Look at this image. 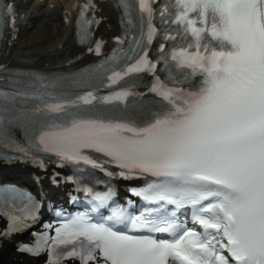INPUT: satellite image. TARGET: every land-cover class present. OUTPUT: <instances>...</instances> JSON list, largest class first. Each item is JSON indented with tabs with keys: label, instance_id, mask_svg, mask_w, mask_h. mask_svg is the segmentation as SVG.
Returning a JSON list of instances; mask_svg holds the SVG:
<instances>
[{
	"label": "snow or ice",
	"instance_id": "1",
	"mask_svg": "<svg viewBox=\"0 0 264 264\" xmlns=\"http://www.w3.org/2000/svg\"><path fill=\"white\" fill-rule=\"evenodd\" d=\"M116 7L123 33L105 56L98 6H73L97 62L66 73L0 65V164L71 167L66 182L86 199L17 251L46 264H264V0ZM15 20L0 0V38L7 27L15 39ZM117 179L144 183L121 202ZM40 206L0 187V236L29 227Z\"/></svg>",
	"mask_w": 264,
	"mask_h": 264
},
{
	"label": "bare ground",
	"instance_id": "2",
	"mask_svg": "<svg viewBox=\"0 0 264 264\" xmlns=\"http://www.w3.org/2000/svg\"><path fill=\"white\" fill-rule=\"evenodd\" d=\"M57 2L60 3L59 1H56L54 3L57 5ZM28 11L31 12L28 15L29 17L28 22L31 25V28L26 29L25 31L22 32L19 39V44L21 46H25L28 54L30 53L38 54L43 58L45 57L44 54L48 50L54 48L53 46L55 45V40L58 39L60 36L62 37V35H59L57 33L59 31L58 24H59L60 16H58L55 12H53V13H49L45 17L44 13L41 15L31 9H28ZM38 15L41 16L38 17ZM41 19H43L44 21L42 22ZM41 44L46 46L42 50H41L42 48Z\"/></svg>",
	"mask_w": 264,
	"mask_h": 264
}]
</instances>
